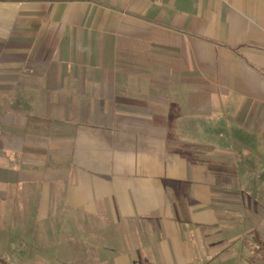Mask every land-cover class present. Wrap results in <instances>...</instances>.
Instances as JSON below:
<instances>
[{"label":"crops","instance_id":"1","mask_svg":"<svg viewBox=\"0 0 264 264\" xmlns=\"http://www.w3.org/2000/svg\"><path fill=\"white\" fill-rule=\"evenodd\" d=\"M3 221L43 264H264V0H0Z\"/></svg>","mask_w":264,"mask_h":264},{"label":"rangeland","instance_id":"2","mask_svg":"<svg viewBox=\"0 0 264 264\" xmlns=\"http://www.w3.org/2000/svg\"><path fill=\"white\" fill-rule=\"evenodd\" d=\"M4 212V207H1ZM32 218V216H31ZM16 234L11 230L10 225L1 222L0 223V264H43L40 259L35 258L34 247L32 243H17L15 241ZM26 244V247H23ZM21 252H31L29 258L25 256L21 262V258H17V255Z\"/></svg>","mask_w":264,"mask_h":264},{"label":"built area","instance_id":"3","mask_svg":"<svg viewBox=\"0 0 264 264\" xmlns=\"http://www.w3.org/2000/svg\"><path fill=\"white\" fill-rule=\"evenodd\" d=\"M148 1H159V0H148Z\"/></svg>","mask_w":264,"mask_h":264}]
</instances>
